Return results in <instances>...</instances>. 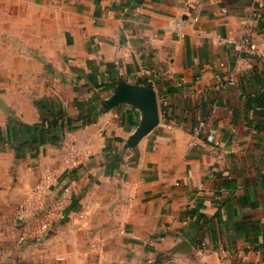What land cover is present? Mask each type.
Listing matches in <instances>:
<instances>
[{"label": "crops", "instance_id": "crops-1", "mask_svg": "<svg viewBox=\"0 0 264 264\" xmlns=\"http://www.w3.org/2000/svg\"><path fill=\"white\" fill-rule=\"evenodd\" d=\"M0 34V64L71 67L49 131L30 84L0 118V210L69 189L57 264H264V0H0ZM120 78L157 95L133 148Z\"/></svg>", "mask_w": 264, "mask_h": 264}, {"label": "rangeland", "instance_id": "rangeland-1", "mask_svg": "<svg viewBox=\"0 0 264 264\" xmlns=\"http://www.w3.org/2000/svg\"><path fill=\"white\" fill-rule=\"evenodd\" d=\"M0 42L10 43L12 42V38L9 34H0ZM4 51L8 52V54H5L6 58H11L9 61H12L14 55L13 57L10 55L11 51ZM29 52L42 64H35L32 66L31 63H27L26 65H12L10 63L5 65L0 64V118L3 115H9V118L12 117L10 113L12 110L10 107L22 104L18 94H25L24 91L30 84L31 86H35V89L31 88L34 90L30 92L29 95L32 96L34 95V92L36 93L35 96L37 97L34 98L33 102L39 113H42V117L38 121L39 126H36L37 128H41L44 119H53V115L55 113H58L59 111L64 112L56 94H54V97H52L51 94L54 93L58 84H60V86L63 84H69V81L64 77V70H68L69 72L71 67L69 66V63H67L66 66L61 67L54 66L50 62L47 63L46 57H43V50L36 49ZM52 56L53 55L50 57ZM14 61L18 62L16 59H14ZM68 72L67 78H69ZM57 78L61 79V82L58 84L56 80ZM28 81H30V83ZM58 89H60V87ZM27 96L28 95L26 94L25 97ZM3 135L2 126L0 125V139ZM17 179L13 178V183H17ZM56 194L57 191H53L51 195L55 196ZM51 195L47 196L51 198ZM15 206L16 204L12 205L9 210H0V250L12 252V254L9 255L6 253L8 256H6L3 260L8 261V264H57L61 259L55 257L52 251L60 249L62 247V243L54 242V240H52L54 235V226L53 231L49 233L47 239H45L42 243L34 246L22 245L18 243L17 231L13 226V216L16 209ZM65 217L66 216H64V218ZM60 220H63V218ZM59 222V220L56 222L55 227L59 224ZM4 255L5 253H3V256ZM83 256V259H79L84 262L87 261L88 264H105L102 262L101 257H97L92 260V263H89L90 258H85L88 254L84 253ZM120 264L122 263L120 262Z\"/></svg>", "mask_w": 264, "mask_h": 264}, {"label": "built area", "instance_id": "built-area-1", "mask_svg": "<svg viewBox=\"0 0 264 264\" xmlns=\"http://www.w3.org/2000/svg\"><path fill=\"white\" fill-rule=\"evenodd\" d=\"M235 47L240 51L249 52L255 49V44L247 36H243ZM227 83L233 84L234 77H230ZM30 198L16 206L13 226L17 231L18 243L34 246L47 239L54 224L64 218L70 193L68 187L64 185L47 204L42 203V199H38L35 195H31Z\"/></svg>", "mask_w": 264, "mask_h": 264}, {"label": "water", "instance_id": "water-1", "mask_svg": "<svg viewBox=\"0 0 264 264\" xmlns=\"http://www.w3.org/2000/svg\"><path fill=\"white\" fill-rule=\"evenodd\" d=\"M122 103H128L141 111V120L127 141L133 148L158 123L159 109L156 91L151 86L129 83L120 78L113 93L105 101V108L110 109Z\"/></svg>", "mask_w": 264, "mask_h": 264}, {"label": "trees", "instance_id": "trees-1", "mask_svg": "<svg viewBox=\"0 0 264 264\" xmlns=\"http://www.w3.org/2000/svg\"><path fill=\"white\" fill-rule=\"evenodd\" d=\"M62 114H63V112L59 111L58 113H55L54 115L59 117L60 115L62 116ZM55 121H56L55 118L50 119V120L44 119L42 122L41 128H38L39 132L45 133L46 131H49L50 128L54 126Z\"/></svg>", "mask_w": 264, "mask_h": 264}]
</instances>
